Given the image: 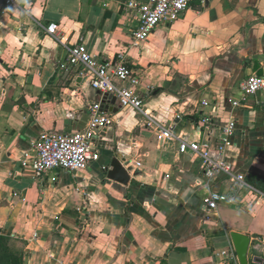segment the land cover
<instances>
[{"label": "crops", "instance_id": "0c3cea01", "mask_svg": "<svg viewBox=\"0 0 264 264\" xmlns=\"http://www.w3.org/2000/svg\"><path fill=\"white\" fill-rule=\"evenodd\" d=\"M19 1L24 13L0 11V232L18 239L23 264H239L220 254L235 252L232 231L250 237L247 264H257L264 91L240 98L247 76L264 74V0H191L176 21L160 23L139 44L122 9L127 0ZM38 22L57 23L63 43ZM81 41L99 58L126 51L146 113L175 124L183 139L214 147L233 119L225 153L250 187L238 189L223 176L206 183L199 157L180 154L178 140L160 142L144 115L117 101L107 112L112 124L94 139L100 157L84 170L36 175L23 167L41 133L83 130L87 104L102 100L77 67L59 68L67 47ZM202 116L210 117L208 127ZM113 157L129 174L127 184L107 178ZM212 190L225 198L206 220L203 200Z\"/></svg>", "mask_w": 264, "mask_h": 264}, {"label": "built area", "instance_id": "2783aa9c", "mask_svg": "<svg viewBox=\"0 0 264 264\" xmlns=\"http://www.w3.org/2000/svg\"><path fill=\"white\" fill-rule=\"evenodd\" d=\"M191 0H127L123 5L124 14L131 21L132 44L146 41L162 22L173 23L188 7ZM1 12L24 13L25 7L19 0H0ZM43 31L63 43L58 32L57 23L47 25L37 23ZM77 67L79 77L84 78L90 86L101 95L111 94L123 108L133 109L146 117L145 126L152 128L160 142L178 140V152L190 154L200 159L203 179L209 183L217 176L228 178L235 183L238 189L250 187L245 180L244 174L235 171L229 164L225 146L230 136L236 129V122L231 119L222 127L220 141L212 147L209 141L185 140L181 137L175 124H162L150 117L144 107V100L137 87L143 86L141 78L130 66L126 51H119L109 58H99L92 55L81 41L67 47V55L64 62L59 63V68L69 69ZM145 90H150L149 85H144ZM242 95L240 100H246L248 95L264 91V74L252 73L241 84ZM240 100H233L232 106H239ZM207 105V102H203ZM89 121L83 130L72 133H58L54 131L41 133L38 138L31 142V148L21 160L23 167H30L36 175H42L49 170H84L92 161L100 157V148L94 140L98 132L109 127L113 120L110 114L104 112L101 101L87 104ZM215 111V107L213 108ZM209 116H202L200 125L208 127ZM214 148V149H213ZM214 151V153L212 152ZM140 166V162H135ZM225 196L217 191H210L203 200L202 210L206 220L211 219L216 213L218 202ZM231 199V198H230ZM258 256L264 264V236L256 239ZM228 261L236 260L233 250L220 252Z\"/></svg>", "mask_w": 264, "mask_h": 264}, {"label": "water", "instance_id": "95a60500", "mask_svg": "<svg viewBox=\"0 0 264 264\" xmlns=\"http://www.w3.org/2000/svg\"><path fill=\"white\" fill-rule=\"evenodd\" d=\"M116 102V98L111 94H103L101 100V107L104 112L112 111ZM110 104V106H109ZM107 178L117 181L122 184H127L130 180L129 174L124 169L121 161L113 157L109 164L105 167ZM230 237L236 252L239 264H247V253L250 245V237L246 234L238 233L235 231L230 232ZM253 261L257 264L262 263L259 256H255Z\"/></svg>", "mask_w": 264, "mask_h": 264}, {"label": "trees", "instance_id": "16d2710c", "mask_svg": "<svg viewBox=\"0 0 264 264\" xmlns=\"http://www.w3.org/2000/svg\"><path fill=\"white\" fill-rule=\"evenodd\" d=\"M17 241L0 232V264H23V248Z\"/></svg>", "mask_w": 264, "mask_h": 264}]
</instances>
